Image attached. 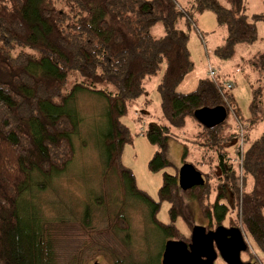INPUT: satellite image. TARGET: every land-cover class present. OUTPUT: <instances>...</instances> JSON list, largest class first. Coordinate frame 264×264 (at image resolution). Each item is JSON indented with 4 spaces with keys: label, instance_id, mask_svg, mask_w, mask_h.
<instances>
[{
    "label": "trees",
    "instance_id": "16d2710c",
    "mask_svg": "<svg viewBox=\"0 0 264 264\" xmlns=\"http://www.w3.org/2000/svg\"><path fill=\"white\" fill-rule=\"evenodd\" d=\"M227 2L229 6L221 0H0V264H56L51 238L44 232V224L50 223L43 221L35 202L26 196L32 188H47L74 161V137H81L83 126L77 110L81 92L106 101L107 129L97 144L104 180L116 176L124 190L122 205L111 224L125 233L124 247L133 242L123 210L128 200L148 209L149 226L166 238L162 252L173 238L190 242L191 237L181 235L174 224L179 215L187 216L188 202L195 201L208 221L206 227L215 229L227 216L229 200L234 214L230 227L242 228L264 253V131L247 147L243 143L245 188L241 193L239 175L224 149L235 142L237 149L240 133L236 137L224 132L226 121L207 129L193 117L199 108L220 105L225 106L227 116L231 110L238 116L240 109L231 88L223 85L225 80L218 79L219 74L215 79L209 75L201 79L194 91L176 90L194 67L187 43L190 34L181 21L191 28L195 14L213 12L228 31L225 43L215 50L224 59L234 54L237 44L256 41L254 22L264 21V14H253L250 21L246 0ZM157 22L164 26L162 37L150 33ZM164 60L166 68L158 85L163 120L150 122L144 132L156 147L149 169L158 171L172 165L170 140L184 145V164L188 163L187 141L203 147L209 163L200 169L203 158L191 162L204 178L202 186L191 189L178 184L179 174L164 173L156 201L136 186L132 170L122 165L123 149L133 138L120 119L127 103L146 92L145 79L156 74ZM258 63L261 71L264 53ZM70 74L76 81L64 93ZM251 86L250 121H264V82ZM188 117L202 129L189 140L184 130ZM213 193L216 196L211 201ZM161 201L170 204L171 223L156 217ZM91 215L85 205L84 226H90ZM115 264L125 262L119 259Z\"/></svg>",
    "mask_w": 264,
    "mask_h": 264
},
{
    "label": "rangeland",
    "instance_id": "374dc122",
    "mask_svg": "<svg viewBox=\"0 0 264 264\" xmlns=\"http://www.w3.org/2000/svg\"><path fill=\"white\" fill-rule=\"evenodd\" d=\"M221 3L229 6L227 0H221ZM245 5L248 18L253 14H264V0H246ZM194 21L191 28L185 21H181L182 28L190 34L187 43L194 67L176 86V90L181 93L196 90L198 82L207 74L208 63L219 69L218 79L233 84L231 92L235 95L237 106L240 109L238 116L231 110L226 123L223 124V131L227 134L235 133L237 137L240 128L245 127L246 141L242 137L239 142L240 144L245 142L244 146L247 147L264 131V121L253 123L250 121L252 118L250 103L253 98L251 83L258 85L264 82V68H261V71L257 69L260 66L258 63L260 55L264 53V21L254 22L257 29L256 41L237 44L234 54L228 59L221 58L215 53L217 46L225 43L224 40L228 34L226 26L220 24L211 11L195 14ZM150 33L156 37H162L165 34L163 24L160 22L154 24ZM165 65L164 60L157 73L145 79L146 92L127 103L126 113L120 119L127 126L133 138L132 142L126 144L123 149L122 165L132 170L136 178V186L156 201L159 200L158 192L162 186L164 173L179 174L178 171L184 164L182 159L185 153L182 142L170 140L168 152L172 165L158 171L149 169L148 162L154 155L156 147L148 141L144 132L150 122L163 120L158 85L163 78ZM67 81L63 89L64 93H68V89L76 80L70 74ZM77 101L79 102L77 110L82 116L80 123L83 126L80 125L81 137H74V145L77 148L74 161L68 171L55 177L47 188L43 190L32 188L26 196L35 202L43 221L50 223L48 226L44 224V232L48 233L51 238L53 251L56 254L55 263L90 264L94 260H99L101 264H115L121 259L125 264L130 260L139 261V264H159L158 255L162 252L166 238H163L162 234L152 225L149 226L151 220H148L147 208L145 209L140 203L134 204L130 200L127 201L126 207L124 206L123 210L129 218L130 234L133 240L129 246L124 247L122 244L125 233L115 230L111 225L114 214L122 205L124 190L118 184L116 176L111 175L107 181L102 176L104 165L97 142L102 131L107 129L108 122L104 116L106 101L91 92L79 93ZM184 130L186 131L185 138L189 140L202 129L197 122L188 117ZM184 143L188 148L186 162L196 163L203 158L204 165L199 168L208 167L207 151L190 141ZM224 149L228 153L229 160L234 163V171L239 175L238 184L242 193L245 188L244 170L239 169L236 142ZM215 196L213 193L211 201ZM23 200L27 201L26 198ZM220 203L224 201L221 200ZM228 204L227 216L221 221V225L226 227H230L229 219L234 217L231 210L232 203L229 200ZM85 205L91 209L90 226H84V220H82ZM187 205L188 217L184 213L174 220L175 226L184 237H190L193 225L206 226L208 224L195 201L188 202ZM169 209V202L161 201L160 209L156 213L157 219L165 224L171 223L172 217H170ZM243 235L248 246L247 250H249L241 253L242 259L252 264H254L253 260L256 264H264V253L257 249L248 233L246 235L243 232ZM256 258H260L261 261H257ZM214 264L226 263L218 257Z\"/></svg>",
    "mask_w": 264,
    "mask_h": 264
},
{
    "label": "water",
    "instance_id": "95a60500",
    "mask_svg": "<svg viewBox=\"0 0 264 264\" xmlns=\"http://www.w3.org/2000/svg\"><path fill=\"white\" fill-rule=\"evenodd\" d=\"M193 117L210 129L226 121L227 110L222 105L203 107L196 110ZM178 173V184L184 190L204 184L202 172H198L192 163L183 164ZM190 237L189 243L175 239L167 241L162 264H214L218 255L226 264H252L241 257L248 246L241 228L237 226L220 225L207 231L206 226L194 225Z\"/></svg>",
    "mask_w": 264,
    "mask_h": 264
},
{
    "label": "built area",
    "instance_id": "2783aa9c",
    "mask_svg": "<svg viewBox=\"0 0 264 264\" xmlns=\"http://www.w3.org/2000/svg\"><path fill=\"white\" fill-rule=\"evenodd\" d=\"M208 64L209 65L207 67V75H209L213 79L217 78L219 76L218 69L215 68L212 64H210V63H208ZM223 85H225L226 88H228V89H230V88L233 87V84L231 82H228V81H224L223 82ZM243 132H244V127H241L240 128V131H239V133H240V140L243 137ZM239 144H240V142H239ZM243 151H244L243 144H240L237 147V152H239L238 153V158H237V160L239 162V169H243V161H244V159H243Z\"/></svg>",
    "mask_w": 264,
    "mask_h": 264
},
{
    "label": "flooded vegetation",
    "instance_id": "af4514ba",
    "mask_svg": "<svg viewBox=\"0 0 264 264\" xmlns=\"http://www.w3.org/2000/svg\"><path fill=\"white\" fill-rule=\"evenodd\" d=\"M231 227H235V226H234V225H231ZM206 228H207V227H206ZM209 230H214V229H208V228H207V231H209ZM164 246H165V245H164ZM163 249H164V248H163ZM164 250H165V249H164ZM164 250H163V252H164ZM163 252H162V254H161V258H160V260H161L160 263H161V264H162V255H163ZM218 257H219V255H218ZM218 257H217V259H218ZM96 263L101 264L99 260H97V261L94 260V261H93L92 263H90V264H96Z\"/></svg>",
    "mask_w": 264,
    "mask_h": 264
},
{
    "label": "crops",
    "instance_id": "0c3cea01",
    "mask_svg": "<svg viewBox=\"0 0 264 264\" xmlns=\"http://www.w3.org/2000/svg\"><path fill=\"white\" fill-rule=\"evenodd\" d=\"M218 71H219V69H218ZM206 76H208L207 74H205ZM206 76H204V77H202V78H205ZM173 141V140H172ZM171 142V141H170ZM181 143V142H180ZM175 144H176V141H175ZM181 149V148H180Z\"/></svg>",
    "mask_w": 264,
    "mask_h": 264
},
{
    "label": "bare ground",
    "instance_id": "6f19581e",
    "mask_svg": "<svg viewBox=\"0 0 264 264\" xmlns=\"http://www.w3.org/2000/svg\"><path fill=\"white\" fill-rule=\"evenodd\" d=\"M228 118V117H227Z\"/></svg>",
    "mask_w": 264,
    "mask_h": 264
}]
</instances>
